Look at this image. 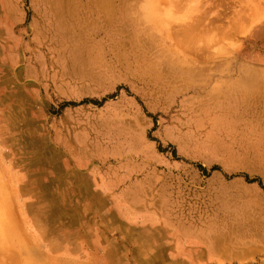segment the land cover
Returning <instances> with one entry per match:
<instances>
[{
  "label": "rangeland",
  "instance_id": "1",
  "mask_svg": "<svg viewBox=\"0 0 264 264\" xmlns=\"http://www.w3.org/2000/svg\"><path fill=\"white\" fill-rule=\"evenodd\" d=\"M210 2L0 0V264H264V0Z\"/></svg>",
  "mask_w": 264,
  "mask_h": 264
},
{
  "label": "bare ground",
  "instance_id": "2",
  "mask_svg": "<svg viewBox=\"0 0 264 264\" xmlns=\"http://www.w3.org/2000/svg\"><path fill=\"white\" fill-rule=\"evenodd\" d=\"M155 6L157 7L156 9L153 10L152 13H149L148 11L146 13H148L149 15H154L157 18H159L161 24L159 28H161L164 32H166V35L168 36V38L170 39V41H172V47L174 50H177L179 48H183V50L185 49V47L187 48V46H191L192 44V39L195 40L199 39L203 33H205L206 31H213V32H217V30H222V26H219L218 24L212 25L210 24L208 26V28L202 23L203 19L206 17V13L204 10V7L208 4H210L212 0H201L202 4L200 7V14H197L196 11L190 16L189 14H185L182 18H180L177 21V24L175 23V16H173V13H178V11L180 9L184 8V4L186 2V0H153ZM153 3V2H152ZM151 3V4H152ZM163 5H165L168 9H164ZM131 9V14L133 15H137L139 13L138 11V7H130ZM148 9V8H147ZM203 11V12H202ZM142 11H140L141 13ZM144 14L142 13L141 16H143ZM219 17L220 15L217 14ZM254 19V18H253ZM174 21V23H173ZM218 22V21H217ZM219 23V22H218ZM158 29V28H157ZM172 36V38H171ZM177 48V49H176ZM185 52V51H183ZM252 77L253 74L251 73H246L243 74L239 79L237 84H247V83H251L252 81ZM208 231V230H207ZM211 232V231H210ZM209 233V232H206ZM204 234L203 239L207 238L205 241H208V245L214 246L215 245L217 247H222L223 244L221 243H216V241L214 239L217 240V238H221L223 237V235L221 234V237H218L219 233H214L212 232V234ZM207 235V237H205ZM217 237H214V236ZM233 253V252H231ZM236 254V253H235ZM232 255V254H231ZM180 260L178 264H181Z\"/></svg>",
  "mask_w": 264,
  "mask_h": 264
},
{
  "label": "crops",
  "instance_id": "3",
  "mask_svg": "<svg viewBox=\"0 0 264 264\" xmlns=\"http://www.w3.org/2000/svg\"><path fill=\"white\" fill-rule=\"evenodd\" d=\"M249 73V72H248ZM244 74H246V73H244ZM251 74H253V77H252V81H251V83L249 82V83H247V84H243V85H247L250 89H251V91H253L254 92V90H255V88H256V85L258 84H260V80H259V74L258 73H251ZM241 85V84H240ZM252 92V93H253ZM190 227H193V224H190V226L189 227H184V228H190ZM196 228V227H195ZM200 238V237H199ZM190 242H188V241H184V242H181V243H178V245H180V246H182V248H184L185 246H186V244H189ZM196 244H193L192 246H191V248H196V246H195ZM196 252H197V248H196Z\"/></svg>",
  "mask_w": 264,
  "mask_h": 264
},
{
  "label": "trees",
  "instance_id": "4",
  "mask_svg": "<svg viewBox=\"0 0 264 264\" xmlns=\"http://www.w3.org/2000/svg\"><path fill=\"white\" fill-rule=\"evenodd\" d=\"M251 182H253V180ZM261 187L264 189V187L262 185H261Z\"/></svg>",
  "mask_w": 264,
  "mask_h": 264
}]
</instances>
